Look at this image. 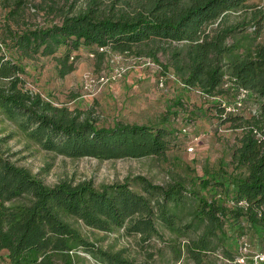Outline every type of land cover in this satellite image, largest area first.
Returning <instances> with one entry per match:
<instances>
[{
    "label": "trees",
    "instance_id": "trees-1",
    "mask_svg": "<svg viewBox=\"0 0 264 264\" xmlns=\"http://www.w3.org/2000/svg\"><path fill=\"white\" fill-rule=\"evenodd\" d=\"M250 1L86 0L83 9L64 12L61 22L0 34V116L44 150L104 161L165 157L171 146V115L179 114L172 106L184 110L181 100L158 124L101 126L93 111L59 106L27 87L25 59L55 56L64 77L82 47L98 58L106 55L102 46L151 58L165 74L173 70L183 85L201 90L209 111L238 131L232 171L221 166L198 182L174 178L166 185L137 175L141 190L128 180L98 187L90 179H63L51 186L0 149V264H77L81 250L102 264H152L124 249H104L80 224L105 233L125 228L145 242L166 230L173 259L185 254L193 264H218L220 256L243 264L234 249L247 236L261 248L255 254L264 252V9ZM232 11L240 13L230 23ZM242 89V106L227 112ZM249 101L257 105L250 116Z\"/></svg>",
    "mask_w": 264,
    "mask_h": 264
},
{
    "label": "rangeland",
    "instance_id": "rangeland-1",
    "mask_svg": "<svg viewBox=\"0 0 264 264\" xmlns=\"http://www.w3.org/2000/svg\"><path fill=\"white\" fill-rule=\"evenodd\" d=\"M250 2L259 4L264 9V0ZM85 6L86 0H0V34L6 28L20 32L27 28L49 26L61 22V16L67 10L75 13ZM239 13L232 11L229 22L236 20ZM215 26L216 23L213 27ZM259 40L264 42V27ZM80 50L73 52L74 59L70 61H73L74 68L64 77L60 75L61 66L55 56L36 60L25 59L24 63L29 72L24 76L27 87L35 92H42L59 106H67L69 109L85 113L93 111L92 114L101 126L114 125L119 121L131 124H158L162 116L168 113L170 105L181 100L184 110L172 106V111H178L179 114L171 115V126L176 132L171 137L167 155L123 157L104 161L90 156L69 158L32 144L25 137L15 133V123L7 119L4 121L0 116V139H5L0 142V149L17 165L28 167L51 186L63 179L74 183L90 179L98 187L105 184H121L128 180L136 190H141L134 181L137 175H142L153 183L166 185L174 178L198 182L206 171L211 172L221 166L228 171L233 170L231 153L238 131L231 129L228 123L222 124L215 112L209 111L208 100L201 90L183 85L173 70L165 74L158 63L145 55L112 51L98 58L91 55V50L87 47ZM61 51H65L64 48L56 55H61ZM159 57L161 62L166 61L164 55L160 54ZM114 62L129 68V71L114 82L101 88L96 87L93 93L84 90V79L87 75L100 77L102 74H108L113 69ZM160 79L165 81L163 86L160 85ZM256 107L255 101H249L246 114L250 116ZM205 192L206 190L202 191L206 194ZM80 229L89 240L95 241L104 249H124L125 253L139 262L193 264L185 254L180 261L173 259L169 245L171 234L166 230L163 236H155L145 242L140 235L127 234L125 228L105 233L80 224ZM243 240L246 245L242 243ZM237 249L234 251L240 253L243 264H253L255 253L261 250L257 241L251 240L249 236L242 238ZM218 254L220 251L215 255ZM217 263L228 264V261L220 256ZM77 264L102 263L81 250Z\"/></svg>",
    "mask_w": 264,
    "mask_h": 264
},
{
    "label": "built area",
    "instance_id": "built-area-1",
    "mask_svg": "<svg viewBox=\"0 0 264 264\" xmlns=\"http://www.w3.org/2000/svg\"><path fill=\"white\" fill-rule=\"evenodd\" d=\"M101 51L106 52L107 54L111 53L112 50L109 49L108 46H102ZM128 54V52H126ZM71 59H74V56H71ZM114 61V60H113ZM114 67L113 69L110 71V73H105L102 74V76L100 77H94L93 75H87L84 79V90L85 91H89L92 92L96 87L101 88L102 86L110 83V82H114L116 80H118L120 77H122L123 75H125L128 71L129 68L120 65V63L115 64L114 62ZM164 80L160 79V85L163 86L164 85ZM93 93V92H92ZM247 91L242 89L239 92V95L236 98V101L233 103V105H227L225 107V110H227V112L233 113L238 111L239 107L242 106V101L243 99L246 97ZM190 150H193V148H190ZM254 263L258 264L261 261H264V252L263 253H258L254 255ZM241 261H244L243 259H241Z\"/></svg>",
    "mask_w": 264,
    "mask_h": 264
},
{
    "label": "crops",
    "instance_id": "crops-1",
    "mask_svg": "<svg viewBox=\"0 0 264 264\" xmlns=\"http://www.w3.org/2000/svg\"><path fill=\"white\" fill-rule=\"evenodd\" d=\"M81 51V50H80ZM78 53H81V52H78ZM78 55V54H77ZM80 75H82V74H80ZM48 94H50V92L48 93Z\"/></svg>",
    "mask_w": 264,
    "mask_h": 264
}]
</instances>
